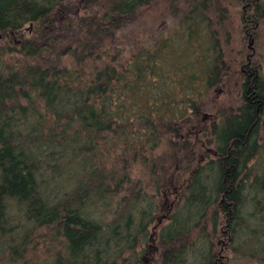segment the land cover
Returning a JSON list of instances; mask_svg holds the SVG:
<instances>
[{
    "label": "trees",
    "instance_id": "obj_1",
    "mask_svg": "<svg viewBox=\"0 0 264 264\" xmlns=\"http://www.w3.org/2000/svg\"><path fill=\"white\" fill-rule=\"evenodd\" d=\"M155 2L0 0V264L264 263V56L244 45L264 0H170L176 24L123 58ZM232 74L237 106L195 136Z\"/></svg>",
    "mask_w": 264,
    "mask_h": 264
},
{
    "label": "rangeland",
    "instance_id": "obj_2",
    "mask_svg": "<svg viewBox=\"0 0 264 264\" xmlns=\"http://www.w3.org/2000/svg\"><path fill=\"white\" fill-rule=\"evenodd\" d=\"M171 6L172 4L170 0H156L154 4L142 10L141 15L137 19L136 27H133L131 29L132 31H134L133 36L135 38L130 39L131 47L130 48L128 47L125 50V52H128V51L129 52L123 55V58L129 60V57L131 54L130 50L134 51L135 49L134 43H137V45L148 44L150 42L148 38V36H150L149 34H154L156 36L157 33L160 34V32H162V30H164L167 26H170V25L173 26L174 24H176V22L173 21L174 20L172 16L173 10ZM176 6L177 7L180 6L179 1L176 2ZM221 7H223V9L226 12L225 26L231 34V39L227 46V51L231 53L229 62L231 65H233V67H235L236 64L234 61H236V63L237 62L239 63L240 59L243 56V54L241 56L239 55V53H237V51L240 50L239 44H240V38H241L238 32V30H241L240 25L238 23V18H239L238 10L239 9H238L237 4L234 2H227V3L222 2ZM259 31L264 32V26H259ZM134 39H136V41H133ZM0 42H1V35H0ZM250 42H251V46L249 47ZM244 45H245V48L250 52L249 55L255 54L257 56L259 53L264 56V35L262 36V38H260L257 44L254 43L252 39L250 41V38H249L247 41V44L245 43ZM247 56L245 54L244 56L245 59L247 58ZM2 58L5 59L6 61L11 62L12 64L13 63L15 64V61L13 62L11 58L9 59L8 55H4ZM238 97H239V91H238V84L236 83V76L232 74L230 77L227 76L225 81L221 85H219L218 87H215L214 89L209 91V93L207 94L206 110H205V114L206 113L207 114L205 115L204 113H199L194 118L195 122L194 121L193 122L199 126L197 129L195 127L196 124L195 126L191 127V131L194 132V135L198 136L203 133V132H200V133L198 132V129L200 127L204 126L207 129L210 127V125L216 119L215 117H216L217 109L224 110V109H227L228 107H233V108L236 107L238 104ZM202 140H204V138ZM163 151H164V148L161 147L159 150H157L156 153L160 155L163 153ZM143 174L144 173L142 172L140 167H137V166L133 167L132 172H131L132 180L133 181H141V180L146 181V177ZM154 226L155 224H153L152 227ZM157 231L158 229L157 230H155L154 228L150 229V233H152V235H151V240L149 242V245L145 246V251H146L145 255L146 254L150 255L152 252L158 253V249L156 250ZM44 247L45 246L39 247L40 254H39L38 259L40 261L44 258L42 256V249H44ZM221 256L224 258L223 260H221L223 264H226V263L227 264H264V263H255L250 260H241L237 256H232L230 254L227 255L224 252H222Z\"/></svg>",
    "mask_w": 264,
    "mask_h": 264
},
{
    "label": "water",
    "instance_id": "obj_3",
    "mask_svg": "<svg viewBox=\"0 0 264 264\" xmlns=\"http://www.w3.org/2000/svg\"><path fill=\"white\" fill-rule=\"evenodd\" d=\"M251 46V42L249 43V47Z\"/></svg>",
    "mask_w": 264,
    "mask_h": 264
}]
</instances>
